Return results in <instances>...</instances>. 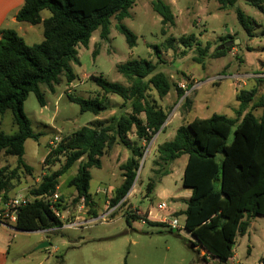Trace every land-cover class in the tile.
Here are the masks:
<instances>
[{
  "label": "rangeland",
  "instance_id": "obj_1",
  "mask_svg": "<svg viewBox=\"0 0 264 264\" xmlns=\"http://www.w3.org/2000/svg\"><path fill=\"white\" fill-rule=\"evenodd\" d=\"M158 0H134L129 16L118 20L113 17L107 39L100 38L96 30L88 45L78 46L79 63L72 62L75 79L68 82L66 73L60 75L54 88L40 84L45 94L46 105L42 106L35 92H30L24 103L25 114L30 118L32 128L41 133L38 140L27 139L24 160L31 171L18 167L17 156L0 154V168L6 167L10 179L5 196L18 190L31 194L45 174L58 170L65 162L59 156L45 162L50 150L49 140L56 134L62 139L85 125L94 124L97 119H108L115 113L131 112L123 107L118 94L105 93L91 76H103L109 81L129 85L118 65L128 60L146 58L156 64L154 72L166 73L173 86L166 96L161 97L155 89L149 90L155 106L167 111L168 116L162 129L150 141L139 140L135 129L126 136L132 148L144 146V154L137 169L131 189L118 204L114 205L116 190L124 182L122 168L132 154L130 146L115 143L101 159V167L90 166L89 192L93 204L78 197L74 186L69 184L76 175L80 158L70 170L58 180L56 191L61 194L63 213L68 216L61 226L35 230L12 231L4 244L6 264H264V216L246 215L245 233H238L234 245L233 259L227 262L212 257L185 228L184 210L187 202L179 197L185 191L182 184L187 155L178 158L171 166L172 172L162 176L156 170L161 166L157 148L162 142L172 140L176 130L195 117L207 118L214 113L236 117L239 108L237 94L242 89L259 87L256 78H247L245 83L235 84L236 73L264 71V12L248 0H236L233 5L221 7L219 0H162L171 6L173 23H163L162 16L154 10L153 2ZM264 5V2H263ZM241 10L245 19L238 16ZM49 10L42 12L50 16ZM120 24L127 26L136 36L131 46ZM31 26L33 30L29 31ZM25 42L39 43L44 39L43 25L22 23L17 26ZM194 34L196 41L186 47L181 37ZM231 35L236 44L220 57L212 52L219 48L221 38ZM205 47L210 42L207 54L200 62L196 42ZM228 47V48H230ZM97 49V55L93 52ZM220 75H226L219 78ZM242 84V85H241ZM179 89L183 91L180 95ZM256 100L264 99V78ZM98 97L106 109L100 114L82 112L80 105L69 98ZM260 115L262 108L254 111ZM145 119V114L140 115ZM235 127H233L234 130ZM18 130L14 115L7 110L0 115V131L13 134ZM233 137L231 133L230 139ZM155 179V186L149 190V182ZM165 202L176 211L174 216L182 228L172 229L165 223L143 222L141 214L149 210L162 216L157 209ZM138 211V212H137ZM71 223H74L70 225ZM48 242L47 246H41Z\"/></svg>",
  "mask_w": 264,
  "mask_h": 264
},
{
  "label": "trees",
  "instance_id": "obj_2",
  "mask_svg": "<svg viewBox=\"0 0 264 264\" xmlns=\"http://www.w3.org/2000/svg\"><path fill=\"white\" fill-rule=\"evenodd\" d=\"M248 1L264 12V0ZM219 2L223 8L233 5L236 0ZM133 4L134 0H24L16 14L17 20L31 25L42 24L44 39L29 44L14 28L0 30V115L11 110L18 127L13 134L0 131V154L17 156L18 167L31 171L24 160L25 142L29 138L38 140L41 133L33 130L31 120L25 114L24 103L28 95L35 92L40 104L45 106V94L40 84L53 89L62 73H66L69 83L72 82L75 74L70 66L72 62H80L78 46L88 45L98 29L100 38L107 39L110 19L121 20L129 16ZM153 7L162 16L163 23L174 22L169 4L158 0L153 2ZM44 10H49L51 15L43 17ZM238 16L242 21L245 19L240 9ZM119 28L128 43L135 45L136 34L125 25L120 24ZM231 38V35L222 37L221 43ZM181 41L190 47L196 36H183ZM196 44L199 53L195 60L201 62L210 42L205 47L199 46L198 41ZM234 46L216 49L212 56L220 57ZM93 54L97 55V49ZM117 68L129 85L109 81L103 76L93 75L91 78L105 93L121 96L123 107H131V112L97 119L94 124L85 125L64 137L47 153L45 162L59 156L64 157L65 162L58 170L45 174L38 186L31 190L34 196L56 192L59 178L83 157L69 184L76 188L79 198L84 197L87 204H93L89 192V167H101L100 157L115 143L121 142L129 147L126 136L133 129L139 140L148 142L162 128L168 112L155 106L148 91L155 89L161 97L166 96L174 85L170 77L162 71L154 72L156 64L146 58L128 60ZM259 87L240 90L236 96L239 101L236 117L219 113L207 118L195 117L181 125L172 140L162 142L157 148L156 164L161 167L156 172L162 176L171 173L170 165L187 155L182 184L191 189L192 194L184 210L185 228L201 247L222 262L233 257L237 234L246 232V215L264 216V99L256 100ZM178 93L182 95L183 91L179 89ZM69 98L80 105L82 112L100 114L106 109V104L98 97L69 94ZM259 107L262 113L257 115L254 111ZM142 113L145 114L144 120L140 117ZM130 148L132 154L122 166L125 179L116 190L112 200L114 205L125 198L134 184L144 154V146ZM5 171L6 167L0 168V195L8 189L16 169L9 175ZM154 186L155 179H151L149 190ZM61 225L63 222L52 214L48 202L36 197L21 208L16 227L33 231ZM260 262L264 263V256Z\"/></svg>",
  "mask_w": 264,
  "mask_h": 264
},
{
  "label": "built area",
  "instance_id": "obj_3",
  "mask_svg": "<svg viewBox=\"0 0 264 264\" xmlns=\"http://www.w3.org/2000/svg\"><path fill=\"white\" fill-rule=\"evenodd\" d=\"M224 77H226V75L219 76V78ZM232 78L235 81V84L240 85V83H245V79L247 78H264V71L250 74L236 73L232 76ZM61 140L62 136H60L59 134L50 137L49 144L51 146L49 151L55 149L59 145ZM36 197L42 198L44 201L48 202L49 210H51L52 214L57 219L61 220L63 223L65 222V220H67L68 216H66V214H64L62 210V206L64 204L61 200V194L57 191L49 195L44 194L40 196H34L33 194H28L23 190H18V192L12 195L5 196L4 193L0 195V228H7L12 231L18 230L16 224L18 222V216L21 208L31 203ZM82 199L83 201L85 200L84 197H82ZM157 209L161 212H165V214L162 216H158L156 214H153L150 210L146 214H141L138 211L137 212L138 215H142L140 218H142V221L144 223L147 221L160 222L169 225L172 229L180 230L182 228L179 220L174 216L175 211L173 209L170 210L165 202L159 203L157 205ZM72 224L74 223H71L70 225Z\"/></svg>",
  "mask_w": 264,
  "mask_h": 264
},
{
  "label": "crops",
  "instance_id": "obj_4",
  "mask_svg": "<svg viewBox=\"0 0 264 264\" xmlns=\"http://www.w3.org/2000/svg\"><path fill=\"white\" fill-rule=\"evenodd\" d=\"M23 4H24V0H0V30L3 28L10 27L16 29L17 32L19 33V29L17 28V26H20L22 23L25 22H19L16 18V14L19 11V9L23 6ZM28 30L31 31L33 30V28H31L30 26ZM246 74H250V73H246ZM256 80H257V82H255L256 84H260L262 82V78ZM191 194H192L191 189L185 188L183 194L176 198H181L187 202ZM10 233H12V230L7 228H0V264H6L7 262V254L5 252L4 244H6V240L8 239L9 237L8 235ZM233 258L234 257H231L229 260Z\"/></svg>",
  "mask_w": 264,
  "mask_h": 264
},
{
  "label": "water",
  "instance_id": "obj_5",
  "mask_svg": "<svg viewBox=\"0 0 264 264\" xmlns=\"http://www.w3.org/2000/svg\"><path fill=\"white\" fill-rule=\"evenodd\" d=\"M233 44H236V41L233 39V40H227L226 42H224V43H222L220 46H219V50H223V49H226V48H228V47H230L231 45H233ZM163 127V126H162ZM162 129V128H161ZM160 129V130H161ZM159 130V131H160ZM158 131V132H159ZM33 231H35V230H33ZM49 243L48 242H44L41 246H47Z\"/></svg>",
  "mask_w": 264,
  "mask_h": 264
}]
</instances>
